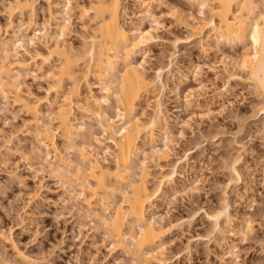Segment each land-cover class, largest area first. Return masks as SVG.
<instances>
[{"label": "rangeland", "instance_id": "rangeland-1", "mask_svg": "<svg viewBox=\"0 0 264 264\" xmlns=\"http://www.w3.org/2000/svg\"><path fill=\"white\" fill-rule=\"evenodd\" d=\"M9 1L0 0V39L11 34L7 30ZM32 1L36 18L41 21L48 4L44 0ZM74 1L81 5L85 0ZM121 3L125 10L121 19L124 26L131 28L138 24L144 7L136 0H121ZM172 7L191 23L200 17L198 8L185 0L151 4L154 17L144 18L140 28L154 29L153 38L145 54L138 53L134 58L142 63L150 78L161 69L166 82L161 95L169 127L165 158L158 165L147 159L145 165L150 189L164 175L175 172L171 187L165 188L164 197L156 201L154 210L155 219L168 231L182 222L164 236L167 263L264 264V115L259 111V94L244 74L241 80H229L223 70L224 66L231 69L230 60L239 47L216 46L210 40L206 41L204 52L197 38L173 45L188 34L171 13ZM70 15V27L64 39L74 50H79L89 25L82 28L77 9H72ZM37 46L42 50V41ZM170 61L173 78H178L181 72L187 75L177 89L167 73ZM48 81L39 74L26 75L20 79L21 89L43 101L47 97ZM88 81L92 93L99 95V90L94 88L96 80L90 76ZM200 83L202 89H198ZM157 92L155 89L154 93ZM189 93L192 103L187 105ZM110 105L107 113L113 116L114 103L111 101ZM41 108L45 110L44 102ZM141 111L147 117L153 108L143 100ZM25 119L11 98L5 100L0 95V256L5 264H23L17 252L27 256L31 260L29 264H133L119 248L111 247L112 239L104 229L85 216L80 200L72 197L79 193L78 187L62 186L51 174L44 153L36 152L35 138L23 126ZM86 124L87 132L107 143V135L94 122ZM56 144L64 155L70 153L68 157L74 158L59 136ZM164 144V137L158 138L156 147L163 150ZM145 149L149 151L148 147ZM106 159L105 164H111L112 158ZM232 165L241 174L239 182L230 174ZM119 199L117 195L115 200ZM223 203L228 204L233 217L230 230L235 235H227L228 245L235 246L232 257L224 255L226 249L214 244L210 222L204 215L219 209ZM243 219L249 224V231ZM126 245L133 250L130 243Z\"/></svg>", "mask_w": 264, "mask_h": 264}, {"label": "bare ground", "instance_id": "bare-ground-1", "mask_svg": "<svg viewBox=\"0 0 264 264\" xmlns=\"http://www.w3.org/2000/svg\"><path fill=\"white\" fill-rule=\"evenodd\" d=\"M44 1L48 8L41 21L36 18L32 0L7 3L10 18L7 30L11 34L0 39V95L5 100L11 98L26 116L23 126L35 138L36 152L44 153L51 174L62 186L78 187L79 193L72 195L70 191V194L80 200L85 216L92 218L112 239L111 247L119 248L133 264H169L164 236L182 222L168 231L155 219L154 210L156 201L164 197L165 188L171 187L175 172L164 175L150 189L145 165L147 159L158 165L165 158L169 127L161 95L166 82L161 69L150 78L142 63L134 61L138 53L145 54L153 38L154 29L143 30L140 25L144 18L154 17L151 4L161 0H136L145 10L138 24L131 28L121 21L125 15L121 0H85L81 5L74 0H61L60 5ZM185 1L198 8L200 17L191 23L173 7L170 9L188 34L173 45L197 38L204 52L205 43L210 40L216 46L239 47L230 60L231 69L224 66L223 70L229 80H241L244 74L259 94V111L264 115V0ZM72 9L78 10L83 29L88 27L85 24L89 25L79 50L64 39ZM40 41L42 50L37 46ZM19 49L25 56L19 54ZM167 73L175 89L187 76L181 72L178 78H173L171 61ZM31 74L49 80L43 101L21 89L20 79ZM90 76L96 80L94 88L99 95L92 93ZM198 86L203 88L202 83ZM191 98L189 93L187 105L192 103ZM143 100L153 108L147 117L144 111L139 112ZM111 101L113 116L107 113ZM43 102L45 110L41 108ZM87 121L94 122L107 135V143L87 132ZM56 136L67 146V152L74 153L73 159L68 157L70 153L64 155L59 150ZM161 137L165 140L163 150L156 147ZM106 157L112 158L111 164H105ZM230 174L236 182L242 180L234 165ZM228 208L223 203L204 215L210 222L214 244L226 249L224 255L232 257L235 246L228 245L227 235L235 233L230 230L233 217ZM243 222L249 231V224L245 219ZM16 256L23 264L31 262L23 253L17 252ZM0 261L5 264L1 256Z\"/></svg>", "mask_w": 264, "mask_h": 264}]
</instances>
